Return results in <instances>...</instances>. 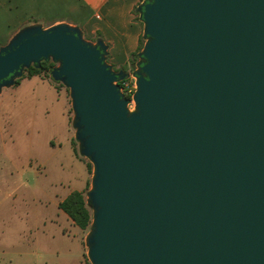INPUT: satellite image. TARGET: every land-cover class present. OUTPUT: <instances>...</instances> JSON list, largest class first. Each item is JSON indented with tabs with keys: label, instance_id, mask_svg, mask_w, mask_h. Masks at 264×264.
Masks as SVG:
<instances>
[{
	"label": "water",
	"instance_id": "95a60500",
	"mask_svg": "<svg viewBox=\"0 0 264 264\" xmlns=\"http://www.w3.org/2000/svg\"><path fill=\"white\" fill-rule=\"evenodd\" d=\"M134 70L77 27L0 48V93L42 61L93 170L90 264H264V0H144ZM132 76L134 109L117 82Z\"/></svg>",
	"mask_w": 264,
	"mask_h": 264
},
{
	"label": "rangeland",
	"instance_id": "374dc122",
	"mask_svg": "<svg viewBox=\"0 0 264 264\" xmlns=\"http://www.w3.org/2000/svg\"><path fill=\"white\" fill-rule=\"evenodd\" d=\"M7 5L0 0V9ZM3 17L0 47L6 43ZM51 83L56 89L6 88L0 104V264H51L45 255L65 248L74 254L73 264H90V228L70 226L57 201L79 189L87 200L92 165L78 152L69 89Z\"/></svg>",
	"mask_w": 264,
	"mask_h": 264
},
{
	"label": "crops",
	"instance_id": "0c3cea01",
	"mask_svg": "<svg viewBox=\"0 0 264 264\" xmlns=\"http://www.w3.org/2000/svg\"><path fill=\"white\" fill-rule=\"evenodd\" d=\"M7 1L9 5L6 6V9H0V13L4 15L3 18L6 20L5 45L19 30L26 26L38 24L43 29H47L58 24H67L79 28L85 41L95 44L101 40L104 43L107 47L105 61L113 71L119 72L123 68H127L126 72H131L129 69L130 59L133 54H138L143 36L139 15L136 11L144 0ZM40 86L56 89L49 80L40 76L22 79L18 85L10 88L16 93L29 87L41 89ZM5 89L3 88L0 93V104L3 103L4 97L9 93ZM78 192L81 190L79 189ZM61 201H57V207ZM62 217L70 226L74 227L72 221L64 213ZM51 237L54 238V236ZM82 255L83 248L78 261L80 257L82 260ZM50 256L53 258V262H51ZM73 256L74 254L65 248L63 251H51L50 254L45 255L44 260L51 264H73ZM79 263L82 264L81 261Z\"/></svg>",
	"mask_w": 264,
	"mask_h": 264
},
{
	"label": "trees",
	"instance_id": "16d2710c",
	"mask_svg": "<svg viewBox=\"0 0 264 264\" xmlns=\"http://www.w3.org/2000/svg\"><path fill=\"white\" fill-rule=\"evenodd\" d=\"M139 15V12L136 11ZM141 20V18H139ZM143 38L140 41V46L138 48V54H133L130 59L129 68L134 70L136 63L139 61V53L143 48ZM56 66L51 61H42L40 67L31 66L30 68L24 70L21 78L17 79L14 86L18 85L22 79L31 78L35 76H40L52 82L49 77V72ZM124 71L127 68H123ZM56 86V84H54ZM90 165L88 164V167ZM58 208L72 221L73 225L78 227L80 230L85 231L91 227L92 223V213L87 206L86 199L83 192L73 191L71 192L63 201L58 204Z\"/></svg>",
	"mask_w": 264,
	"mask_h": 264
},
{
	"label": "built area",
	"instance_id": "2783aa9c",
	"mask_svg": "<svg viewBox=\"0 0 264 264\" xmlns=\"http://www.w3.org/2000/svg\"><path fill=\"white\" fill-rule=\"evenodd\" d=\"M117 85L120 95L128 101L127 107L131 110L132 106H134L133 95L136 90L135 79L130 76L123 81L117 82Z\"/></svg>",
	"mask_w": 264,
	"mask_h": 264
}]
</instances>
